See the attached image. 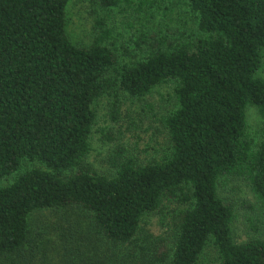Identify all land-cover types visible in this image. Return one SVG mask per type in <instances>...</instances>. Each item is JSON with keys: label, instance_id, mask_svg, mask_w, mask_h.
I'll list each match as a JSON object with an SVG mask.
<instances>
[{"label": "trees", "instance_id": "obj_1", "mask_svg": "<svg viewBox=\"0 0 264 264\" xmlns=\"http://www.w3.org/2000/svg\"><path fill=\"white\" fill-rule=\"evenodd\" d=\"M71 2L0 0V264H264V0Z\"/></svg>", "mask_w": 264, "mask_h": 264}, {"label": "rangeland", "instance_id": "obj_2", "mask_svg": "<svg viewBox=\"0 0 264 264\" xmlns=\"http://www.w3.org/2000/svg\"><path fill=\"white\" fill-rule=\"evenodd\" d=\"M68 34L71 40L78 44H83L87 45L91 38H92V32H91V24L92 20L90 17V12H89V2L88 0H72V2L69 5L68 8ZM132 24L130 26L129 24ZM108 24L110 27H112V24L116 27L115 29V36L116 35H121L125 36L130 32H135L139 28V22L136 19H129L127 16H122L116 14L113 20H109ZM151 23L149 24V27H151ZM168 92V88H159L158 90H154L149 96L148 100L149 103L153 104L155 107V110L161 111V105L166 104V94ZM106 99H100L96 103V111L98 114L97 118V126L100 128H103V126L107 125L106 122ZM129 104V103H128ZM129 109V108H126ZM132 113L134 115V109H131ZM130 114V115H131ZM248 124H249V131L251 132L252 135L257 134V130L259 129V124H260V119L258 115L256 114L255 110L253 108L249 109L248 111ZM156 125V124H155ZM98 133H95L93 135L91 143V154L89 155V162L93 165V167H96L98 169H102V156L104 153V145H102L97 137ZM142 137L147 138L145 135H141L139 137V145L142 146L143 141ZM134 140V139H133ZM242 183H239L238 181L230 182L229 190H225V194L229 196H233V188L236 187L238 188L239 192L238 197H245L249 198L250 194L248 193L247 189L245 186H242ZM232 189V190H231ZM237 196V194H236ZM152 226L156 228V222L155 219L151 221ZM236 232L238 239H243L244 238V226L243 223L241 222V219L239 222H237L236 226Z\"/></svg>", "mask_w": 264, "mask_h": 264}]
</instances>
